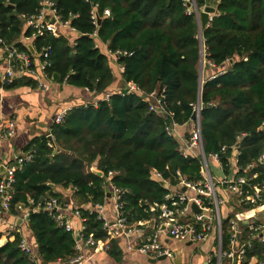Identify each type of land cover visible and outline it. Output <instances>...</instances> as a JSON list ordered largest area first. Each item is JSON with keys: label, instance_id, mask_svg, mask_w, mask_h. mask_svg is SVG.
<instances>
[{"label": "trees", "instance_id": "1", "mask_svg": "<svg viewBox=\"0 0 264 264\" xmlns=\"http://www.w3.org/2000/svg\"><path fill=\"white\" fill-rule=\"evenodd\" d=\"M184 1L0 0L3 49L13 47L29 55L35 69L32 52L20 41L33 39L35 53L41 62L49 64L44 70L49 79L109 96L97 105L67 111L63 121L51 128L55 148L47 136L29 145L33 158L15 174L13 215L18 204L31 208L30 200L35 205H45L50 198L59 200L49 184L71 187L81 203L92 205L104 204L110 185L123 193L122 211L128 223L154 219L169 193L154 177L155 172L173 187L181 177L193 183L202 180L200 160L186 157L179 141L166 130L172 122L179 126L191 123L193 106L199 101L203 106L204 150L220 156L226 173L231 147L240 135L245 136L239 147V166L245 168L259 157L264 147L260 132L264 124V0H196L199 8L216 6L202 34L207 64L201 93L199 23L194 15L187 14ZM46 2L54 3L61 20L78 34L73 44L68 36L56 37L49 32L33 37L34 31L26 27V19L38 15ZM94 14L100 24L93 19ZM97 41L107 46L110 55L117 56L126 86L133 83L139 92H130L127 87L110 92L114 68L110 55ZM44 51L48 52L46 58ZM152 93L157 94L165 114L150 110L145 97ZM223 146L229 149L223 152ZM93 166L102 176L88 171ZM252 173L259 174L258 181L264 180V166ZM239 175H245L243 170ZM54 215L36 210L28 220L38 254L48 264L68 261L78 254L75 235L58 225ZM82 217L86 220L85 239L91 235L96 241L108 239V230L95 213L82 209ZM232 234L229 217L222 222L223 250L229 248ZM20 240V233H12L7 244L0 246V264H37L20 249ZM238 243L246 244L241 264H249L252 258L264 261L261 237L251 238L245 230ZM109 254L117 261L121 259L117 241H111Z\"/></svg>", "mask_w": 264, "mask_h": 264}, {"label": "built area", "instance_id": "2", "mask_svg": "<svg viewBox=\"0 0 264 264\" xmlns=\"http://www.w3.org/2000/svg\"><path fill=\"white\" fill-rule=\"evenodd\" d=\"M184 6L186 7L187 14L194 15L198 23L200 21V13L205 11L206 7H216L214 5L206 4L204 7L199 8L196 0H185ZM45 9L49 11V13L45 12ZM215 13L210 15L211 20ZM109 14L110 12L106 10L105 15L108 16ZM93 19L98 21L97 14H94ZM25 24L28 28H31L34 31L33 37L42 35L44 32H49L58 36V26L70 27L68 22H63L61 20L55 9L54 3L51 2H46L44 4V9H42L38 15L27 18ZM200 40L203 42L201 35ZM1 43L2 39L0 36V44ZM5 50L8 53V59L10 61L16 58L21 59L29 72L32 75L35 74L29 55L19 53L13 47H6ZM42 55L46 58L48 57V52L44 51ZM48 65L49 64L46 61L41 64V71L44 77H46L44 70ZM14 75V70L11 68L8 69L4 77L5 84L8 85L12 83ZM2 80L3 78L1 79V83ZM44 89H47V87L45 86ZM127 89L130 92H139V88L133 83L127 84ZM106 97L108 98L109 96ZM145 98L146 101L150 103L151 111H156L162 115L165 114L164 108L156 93L147 95ZM153 99L156 100V104L153 102ZM202 109L203 106L200 101L193 106L196 119L192 120V129L189 137L181 143L183 154L186 157L200 160L202 180L199 183H193L181 177L179 184L173 187L162 179L161 174L155 172L154 177L161 182H164V185L169 189V193L165 197L167 203L160 207V214L156 216L152 222L154 228L152 235L141 244L130 243L127 246L129 251L144 256L151 261H158L161 258L174 260L175 258L173 250L167 247L162 240L163 230L167 231V234L175 241L182 243L203 244L215 234L217 236L218 249L209 255L207 264H241L244 260L246 244L240 245L238 239L245 230H248L251 233V238L259 236L262 241H264V180L258 181L259 174L252 173V171L258 166H264V147L255 161L248 164L245 168H241L238 164L239 156L241 155L239 147L245 135L238 136L237 144L231 147L232 153L229 158V162H232L235 172L233 175H226L224 166L220 161V156L218 154L208 155L204 150L201 131ZM66 113L67 111L60 113L56 117V123H61ZM178 128L179 125L172 122L166 130L169 135L176 137ZM260 132L264 137V124L260 127ZM15 134L16 123L13 120L0 121V141L11 139ZM51 136L52 135H48V137ZM50 146L52 147L51 143ZM228 149L227 146L222 147L223 152H226ZM33 155V152H30L25 156L20 157L16 163L11 165H7L0 161V224L7 227L9 236H11L12 233H19L17 225L7 223L4 218L6 214H12L11 203L14 193L13 185L15 183V174L17 171L21 170L26 163L32 160ZM213 163L217 165L222 173H224L223 179H217L212 176L210 166ZM241 170H243L245 175L238 176ZM112 176L113 173H109V177ZM111 192L116 202V224L121 228L123 235L129 237L132 236L134 232H140L141 230L138 229L137 224L128 223L127 219L124 217V212L122 211L123 204L121 202V196L123 193L121 189L113 186ZM231 201H234V208L231 212L233 234L230 239L229 248L223 250V220L221 207ZM29 202L31 208L26 207L23 204H18L15 207L17 212L15 217H17L18 221L29 219L30 215L36 212V210H45L55 213L54 219L57 223L61 227H64L66 231L72 232L73 229L71 223L58 214V211L63 207L58 199L50 198L46 201L45 205H42L41 202L35 205L34 200H30ZM193 205L197 206L198 212L193 210ZM90 212L95 213L98 220L104 223V228L108 231L110 230L109 222L104 215L103 205H95ZM188 217H190V219H188ZM82 222L84 225L82 226V233L79 236V241H77L76 251L80 252L83 244L91 247L95 252L110 250V243L108 240L96 241L92 235L85 239L84 232L86 231V220L83 218ZM81 240H83L82 243ZM247 245H249V243H247ZM19 247L26 254L30 256L33 255L28 243L22 237ZM83 259L84 257L80 252L76 257L71 259L70 264H81ZM258 264H264V261L259 262Z\"/></svg>", "mask_w": 264, "mask_h": 264}, {"label": "crops", "instance_id": "3", "mask_svg": "<svg viewBox=\"0 0 264 264\" xmlns=\"http://www.w3.org/2000/svg\"><path fill=\"white\" fill-rule=\"evenodd\" d=\"M45 12L49 13L45 9ZM26 25V24H25ZM27 27V26H26ZM57 33L59 37L61 35L68 36L70 42L73 44L78 37V34L74 29L70 27H57ZM21 43L33 47V39L22 38ZM100 49L107 55H110L107 51V46L97 41ZM34 48V47H33ZM35 50V49H34ZM35 74L32 75L29 70L25 67L21 59H8V53L5 49L0 46V77L2 83L0 84V121L13 120L16 123V134L13 138L6 141H0V161L11 165L16 161L30 153L28 151L29 145L36 139L43 136L51 135V128L56 123V117L63 111H69L73 107L94 104L97 105L98 101L104 96H98L95 93L90 92L84 88H76L68 85L67 83L59 84L49 79L47 76L44 77L41 71V60L39 54H33ZM111 62L114 61V75L115 81L112 87L111 93L126 88V84L122 80V67L117 63V57L110 55ZM14 70V80L17 83L8 88L5 84L4 77L8 69ZM213 75L211 72H207V75ZM204 75V69H203ZM12 81V82H13ZM47 89H44V87ZM156 104V100L153 99ZM192 129V122L186 125L179 126L177 129V136L175 137L181 144L183 140L189 137ZM53 138V136H51ZM54 139V138H53ZM214 165L216 168V164ZM210 166V168H211ZM234 167L232 162H229V173L233 175ZM88 171H98L93 166ZM212 173V171H211ZM224 174V173H223ZM112 187L108 185L110 191ZM54 192L59 194L62 208L58 211L65 220H68L72 226V233L75 235L77 241L82 233V209L93 210L95 205L90 203L83 204L77 197H75V190L73 188L54 187ZM185 192V191H184ZM190 194V193H188ZM49 199V197L47 198ZM45 199V200H47ZM234 201L226 203L221 207L222 220L225 221L229 217L232 219V210L234 208ZM115 198L107 197L104 206V215L109 222L110 230L108 231V241H117L120 246L122 256L119 261L115 260L109 251H98L95 252L91 247L83 244L81 255L84 257L81 264H207L208 257L213 252L217 251V239L214 234L206 243H182L175 241L171 238L167 231H162V240L164 244L173 250L175 254L174 260H158L151 261L144 256L136 254L127 249L130 243L141 244L145 242L154 232L153 220L142 221L137 223L140 232H134L132 236L125 237L121 228L116 224L117 213L115 206ZM223 208V210H222ZM5 221L10 224L17 225L18 219L13 214H6L4 216ZM190 219V217H188ZM28 220H24L18 227L21 237L26 240L29 247L32 250L33 258L37 264H48L45 263L40 255L38 254V245L33 232L29 228ZM56 221V220H55ZM57 222V221H56ZM59 225V224H58ZM1 238L0 246H4L10 240L8 235V229L5 225L0 224ZM110 233V234H109ZM83 240H81L82 243ZM77 252V253H80ZM71 260L68 261H57L49 264H70ZM259 261L256 258H252L249 264H258Z\"/></svg>", "mask_w": 264, "mask_h": 264}, {"label": "water", "instance_id": "4", "mask_svg": "<svg viewBox=\"0 0 264 264\" xmlns=\"http://www.w3.org/2000/svg\"><path fill=\"white\" fill-rule=\"evenodd\" d=\"M216 12V8L215 7H211V6H208L205 8V11L201 12L200 13V21H199V34L202 36L203 34V31L208 27V25L210 24L211 22V19H210V15L211 14H214ZM101 23V20L100 18H98V24ZM201 46H202V49H201V65L203 64V61H204V48H203V43L201 41ZM29 50L32 52V54H35V50L34 48L29 45L28 46ZM200 77H201V82H200V93L202 91V84H203V69L201 68V73H200ZM0 84H1V77H0ZM196 119V114H194L192 116V120H195ZM49 138V141L50 143L52 144V146L55 148V142H54V139L52 137H48ZM95 173H97L99 176H102V173L99 172V171H94ZM162 184H164V182H162ZM49 186L51 188H54L55 185L54 184H49ZM106 192L108 193V197H112V192L110 191V189L106 188ZM193 210L195 212H198V208L196 205H193L192 206ZM32 213V211H31ZM22 221L19 220L18 223H17V226L20 225ZM165 258H161L160 260H164Z\"/></svg>", "mask_w": 264, "mask_h": 264}, {"label": "rangeland", "instance_id": "5", "mask_svg": "<svg viewBox=\"0 0 264 264\" xmlns=\"http://www.w3.org/2000/svg\"><path fill=\"white\" fill-rule=\"evenodd\" d=\"M204 56H205V54H204ZM111 64H112L113 67L115 66L114 65L115 64L114 61H112ZM206 64H207V61H206V59L204 57L203 64L201 65L200 68L205 69ZM211 171H212V176L213 177H215L217 179H223L224 178V174L218 168H216L214 165L211 166ZM222 210H223V208H222Z\"/></svg>", "mask_w": 264, "mask_h": 264}]
</instances>
